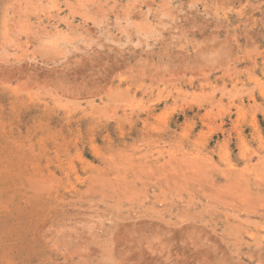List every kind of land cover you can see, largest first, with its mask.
Returning a JSON list of instances; mask_svg holds the SVG:
<instances>
[{
    "label": "rangeland",
    "instance_id": "obj_1",
    "mask_svg": "<svg viewBox=\"0 0 264 264\" xmlns=\"http://www.w3.org/2000/svg\"><path fill=\"white\" fill-rule=\"evenodd\" d=\"M0 264H264V0H0Z\"/></svg>",
    "mask_w": 264,
    "mask_h": 264
}]
</instances>
